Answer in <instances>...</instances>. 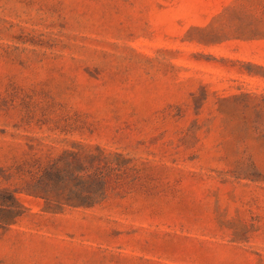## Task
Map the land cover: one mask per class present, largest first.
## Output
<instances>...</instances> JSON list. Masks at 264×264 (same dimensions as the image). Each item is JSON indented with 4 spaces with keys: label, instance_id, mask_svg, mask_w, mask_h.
Here are the masks:
<instances>
[{
    "label": "rangeland",
    "instance_id": "1",
    "mask_svg": "<svg viewBox=\"0 0 264 264\" xmlns=\"http://www.w3.org/2000/svg\"><path fill=\"white\" fill-rule=\"evenodd\" d=\"M0 264H264V0H0Z\"/></svg>",
    "mask_w": 264,
    "mask_h": 264
},
{
    "label": "trees",
    "instance_id": "2",
    "mask_svg": "<svg viewBox=\"0 0 264 264\" xmlns=\"http://www.w3.org/2000/svg\"><path fill=\"white\" fill-rule=\"evenodd\" d=\"M97 191H98V190H96V192H97ZM96 192H94L92 195H94ZM90 195H91V194H87L86 197H85V200L90 199V198H91ZM102 195L104 196L103 193L100 194V196H102ZM103 196H102V198H103Z\"/></svg>",
    "mask_w": 264,
    "mask_h": 264
}]
</instances>
